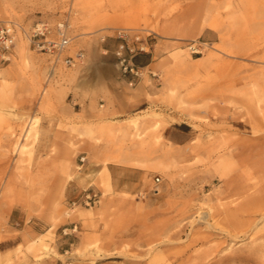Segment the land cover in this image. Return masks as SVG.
Returning <instances> with one entry per match:
<instances>
[{"label":"rangeland","instance_id":"obj_1","mask_svg":"<svg viewBox=\"0 0 264 264\" xmlns=\"http://www.w3.org/2000/svg\"><path fill=\"white\" fill-rule=\"evenodd\" d=\"M0 20L23 27L0 64V264H264V193L239 206L264 187V0H0ZM44 21L66 22L59 60L29 40Z\"/></svg>","mask_w":264,"mask_h":264},{"label":"built area","instance_id":"obj_2","mask_svg":"<svg viewBox=\"0 0 264 264\" xmlns=\"http://www.w3.org/2000/svg\"><path fill=\"white\" fill-rule=\"evenodd\" d=\"M19 30H23V27L18 22L13 20H0V64L11 60ZM28 37L36 48L51 53L57 60L61 58L70 43L65 21L59 22L54 31H52L48 22L38 23L28 32ZM118 37L120 43L117 46L116 55L120 59L121 64L125 67L126 71L130 68L136 75L140 74L139 69L136 71V67L132 62V58L140 50L145 49L144 45L140 46L139 44L140 36L128 30H122L118 33ZM82 57L83 54L78 52L76 56H64L63 61L67 65H74ZM158 181H160L159 178H157Z\"/></svg>","mask_w":264,"mask_h":264},{"label":"bare ground","instance_id":"obj_3","mask_svg":"<svg viewBox=\"0 0 264 264\" xmlns=\"http://www.w3.org/2000/svg\"><path fill=\"white\" fill-rule=\"evenodd\" d=\"M22 31V30H21ZM30 130V129H29ZM242 191H240V193H241ZM263 193H264V187H262L260 190H259V192L258 193H251V194H249V193H245L243 196L245 197V196H247L249 199H248V201L246 202V203H241L239 206L241 207V208H243V209H245V211H249V209H251L252 208V205H254V204H257L258 202H259V200L258 199H261L262 198V196H263ZM235 207H237V206H235ZM241 208H239V209H241ZM242 209V210H243ZM263 209V208H262ZM248 217H250V216H248ZM252 218H253V216H252ZM254 219V218H253ZM211 225V224H210ZM235 228V227H234ZM237 231L239 230V224H238V226H237ZM210 241V240H209Z\"/></svg>","mask_w":264,"mask_h":264}]
</instances>
